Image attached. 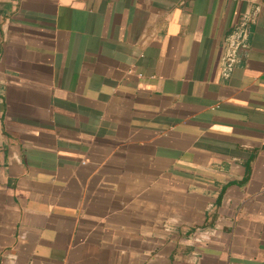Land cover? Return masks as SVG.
Listing matches in <instances>:
<instances>
[{"label":"crops","instance_id":"obj_1","mask_svg":"<svg viewBox=\"0 0 264 264\" xmlns=\"http://www.w3.org/2000/svg\"><path fill=\"white\" fill-rule=\"evenodd\" d=\"M0 264H264V0H0Z\"/></svg>","mask_w":264,"mask_h":264},{"label":"built area","instance_id":"obj_2","mask_svg":"<svg viewBox=\"0 0 264 264\" xmlns=\"http://www.w3.org/2000/svg\"><path fill=\"white\" fill-rule=\"evenodd\" d=\"M253 20L251 16V12L245 10L239 16V21L237 23L236 28L230 33V44H229V52L227 55L228 59V67L231 68L232 64L236 60V50L238 47L244 42V40L248 36V22ZM218 227L216 225L213 226H196L190 234L184 238V240H188L190 243L195 244L196 246L205 245L210 242L217 234ZM201 257V252L198 249L194 250L193 259L198 261Z\"/></svg>","mask_w":264,"mask_h":264}]
</instances>
